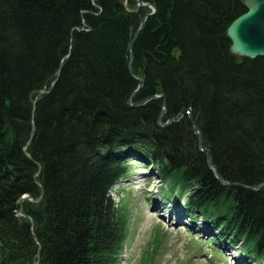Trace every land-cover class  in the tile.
<instances>
[{
    "label": "trees",
    "instance_id": "16d2710c",
    "mask_svg": "<svg viewBox=\"0 0 264 264\" xmlns=\"http://www.w3.org/2000/svg\"><path fill=\"white\" fill-rule=\"evenodd\" d=\"M140 1L156 11L128 51L152 13L138 0H0V264H118L126 217L106 190L131 161L264 263V187L217 182L193 130L227 182L264 181V58L233 56L226 34L246 9ZM136 79L131 102L164 109L129 107Z\"/></svg>",
    "mask_w": 264,
    "mask_h": 264
},
{
    "label": "rangeland",
    "instance_id": "374dc122",
    "mask_svg": "<svg viewBox=\"0 0 264 264\" xmlns=\"http://www.w3.org/2000/svg\"><path fill=\"white\" fill-rule=\"evenodd\" d=\"M180 119L163 125L177 124ZM130 165L131 175L111 191L116 207L126 217L119 264H254L238 248L215 244L217 233L210 225L204 226L200 219L195 221L183 212L184 197L178 201L164 198L162 188L166 190L167 186L154 176V171L136 161ZM235 185L242 187L240 183Z\"/></svg>",
    "mask_w": 264,
    "mask_h": 264
},
{
    "label": "water",
    "instance_id": "95a60500",
    "mask_svg": "<svg viewBox=\"0 0 264 264\" xmlns=\"http://www.w3.org/2000/svg\"><path fill=\"white\" fill-rule=\"evenodd\" d=\"M240 3L245 7L246 12L233 20L226 31L227 37L231 42L230 52L233 56L248 59L264 57V0H240ZM137 6L151 8L152 13L144 16V18L142 19L138 31L131 37V41L129 42L127 47L128 51L131 49L139 30L144 24L145 19L148 16L154 14L156 11L155 7L150 4H145L140 0H138ZM136 80L139 84L138 87L140 88L143 81L142 79ZM157 98L163 100V107H165L166 104L164 95H160L159 97H152V99ZM128 104L130 107L135 106V104L131 105L130 101L128 102ZM193 130L194 133L199 136V138H201V134L196 126H193ZM204 153L206 154L208 164L211 165L209 152L207 150H204ZM218 181L224 184V182L219 178ZM261 186H264V183L259 187Z\"/></svg>",
    "mask_w": 264,
    "mask_h": 264
},
{
    "label": "bare ground",
    "instance_id": "6f19581e",
    "mask_svg": "<svg viewBox=\"0 0 264 264\" xmlns=\"http://www.w3.org/2000/svg\"><path fill=\"white\" fill-rule=\"evenodd\" d=\"M259 58V57H258ZM261 58V57H260ZM264 58V57H263ZM256 59V58H255ZM58 68H60V65H59V67ZM54 81H55V79L54 80H52L50 83H49V85H45V89H48V88H50L51 86H52V84L54 83ZM138 86H139V84H138ZM139 87H137V89L135 90V92L137 91V90H139L138 89ZM134 92V93H135ZM133 93V94H134ZM137 93V92H136ZM135 93V94H136ZM41 94H43V91H39L38 93H37V95H36V97H38L39 95H41ZM131 95V97L129 98V101H130V104L131 105H133V104H135V106L133 107V108H136V107H138V106H141V105H144L147 101H149V100H156V99H152V97H159L160 95H155V96H151V97H149L148 98V100L147 99H145V101H142V102H137V103H132L131 102V100H132V98H133V96L135 95ZM157 99H160V98H157ZM162 100V99H161ZM128 101V102H129ZM128 102H127V104H128ZM129 105V104H128ZM130 107V106H129ZM163 107V106H162ZM163 108H165V107H163ZM163 114H161V116H162ZM160 116V117H161ZM164 123H161V125H163ZM164 126V125H163ZM197 138H198V142H199V149L201 150V152L204 154V156H205V160H206V164H207V166H208V168H209V170L213 173V175H214V177H215V179L217 180V182H219L218 181V178L220 179V180H222L223 182H224V184L226 183V184H228V185H226L225 184V186H229V187H236V185L235 184H238L237 182H226L227 180H225V179H223V177L220 175V173L217 171V168L214 166V164H213V162H212V157H211V155H210V152L207 150V149H203L202 147H201V145H200V142H201V138H199V136H197ZM204 150H207L208 152H209V155H210V164L211 165H209L208 164V161H207V157H206V154L204 153ZM216 174H217V176H218V178H217V176H216ZM220 183V182H219ZM233 185V186H232ZM261 185V183L260 184H257V185H255V186H243L242 185V187H245L246 189H248V190H258V189H260L261 187H263V186H261V187H259ZM116 187V185H114V186H111L108 190H106L107 191V195H109V196H111V191L114 189ZM162 196H163V193L161 194ZM112 197V196H111ZM165 197V196H164ZM170 198H174L176 201H177V197H176V195L175 196H173V197H170ZM112 201L114 202V204H116L115 203V201H114V199L112 198ZM241 235V234H240ZM251 238V236L249 235L248 236V234L247 235H241L240 236V241H239V243H245V244H248L247 243V241L249 240ZM249 245V244H248Z\"/></svg>",
    "mask_w": 264,
    "mask_h": 264
}]
</instances>
